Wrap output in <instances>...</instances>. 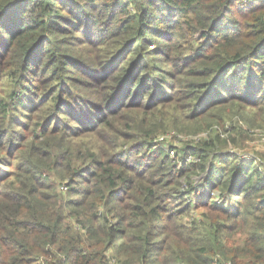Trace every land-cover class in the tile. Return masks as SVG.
<instances>
[{
  "label": "trees",
  "instance_id": "obj_1",
  "mask_svg": "<svg viewBox=\"0 0 264 264\" xmlns=\"http://www.w3.org/2000/svg\"><path fill=\"white\" fill-rule=\"evenodd\" d=\"M240 105L264 0H0V264H264V154L154 140Z\"/></svg>",
  "mask_w": 264,
  "mask_h": 264
},
{
  "label": "rangeland",
  "instance_id": "obj_2",
  "mask_svg": "<svg viewBox=\"0 0 264 264\" xmlns=\"http://www.w3.org/2000/svg\"><path fill=\"white\" fill-rule=\"evenodd\" d=\"M240 106L233 107V109L226 108L223 112L218 111V107L210 109L211 118L207 122L211 125L202 130L196 129L194 122L179 124L187 126L185 128L174 126L168 122L155 132L154 140L168 150L171 145H177L179 148L187 141L197 144L203 139L202 136L207 135L208 132L210 135L219 133L220 139L229 142L227 147L241 157L248 158L252 153L264 154V112L262 110H250L244 105ZM162 109V107L157 106L153 112L160 114ZM207 122L204 126L207 125ZM164 134H168V137L160 139V136ZM201 211L203 208L200 207L197 213L199 214Z\"/></svg>",
  "mask_w": 264,
  "mask_h": 264
},
{
  "label": "built area",
  "instance_id": "obj_3",
  "mask_svg": "<svg viewBox=\"0 0 264 264\" xmlns=\"http://www.w3.org/2000/svg\"><path fill=\"white\" fill-rule=\"evenodd\" d=\"M167 137H168V134H164V135L160 136V139L167 138ZM168 152L170 153V155H174L175 151H174V149H169ZM192 158H193V156L191 154H189L187 157V160L190 161ZM226 264H231V262L227 261Z\"/></svg>",
  "mask_w": 264,
  "mask_h": 264
}]
</instances>
